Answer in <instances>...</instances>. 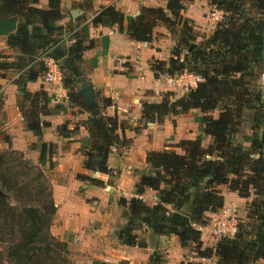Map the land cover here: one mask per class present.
<instances>
[{
	"label": "trees",
	"instance_id": "1",
	"mask_svg": "<svg viewBox=\"0 0 264 264\" xmlns=\"http://www.w3.org/2000/svg\"><path fill=\"white\" fill-rule=\"evenodd\" d=\"M208 1L221 10L224 20L198 42L189 20L182 15L181 0H167L165 8L143 6L126 27L129 37L145 42L152 40L153 28L158 23L171 33L178 27L177 41L168 60L153 59L150 68L155 77L186 69L202 78L196 87L174 101L163 98L158 103H142V119L161 120L170 114L198 109L202 113L203 133L211 141L203 146L200 137L181 140L176 145L180 153L172 149L147 152L146 162L153 172L142 174L135 190L141 194L149 187L156 191L159 201L148 206L135 196L121 197L118 203L124 208L127 221L116 233L124 245L147 247L137 231L142 227L141 217L148 216L147 228L153 236L176 235L182 247L193 244L198 256L215 257L214 264H255L264 261V100L261 91L250 83L256 80L255 71L261 64L264 0H249L256 10L254 16L244 9L245 0ZM60 2L48 0L46 8H39L38 0H0V17L18 20L16 30L7 35V45L19 54L15 60L0 61V69L22 71L18 82L26 83L46 71L37 56L46 54L57 60L69 102L90 113L86 125L91 141L83 151L84 166L110 173L108 155L120 140L117 131L123 123L116 115L102 114V109L112 104L110 98H104L99 105L80 95L79 88L88 84L81 69L82 55L94 42L86 26L81 27L71 19L66 25L58 24L64 17ZM123 21L124 14L109 5L91 23L117 25L123 30ZM66 37L71 41L67 46L63 43ZM22 86L18 108L26 128L40 138L42 129L49 125L40 118L52 111L48 107L49 98L42 89L31 93ZM243 119L249 127L244 135L239 128ZM57 131L60 136L69 137L75 129L64 123ZM239 132H242L240 141L236 139ZM55 149L52 142L40 143L37 163L40 171L36 173L22 159L21 152L10 149L0 153V242L7 244V255L13 264H72L67 243L50 232L56 207L40 167ZM52 166L50 161L49 167ZM20 168L32 172V181L39 178L42 181L36 186L29 185L22 180L25 172L21 170L23 173L19 174ZM223 190L236 192L242 198L252 196L244 203L245 220L238 221L233 237L218 240L213 248H203L197 227L207 224V212L214 213L223 207ZM11 194L20 205L10 203ZM171 211L185 213L191 223H172L166 214ZM152 260L156 261L154 257ZM178 264L202 263L182 260Z\"/></svg>",
	"mask_w": 264,
	"mask_h": 264
},
{
	"label": "crops",
	"instance_id": "2",
	"mask_svg": "<svg viewBox=\"0 0 264 264\" xmlns=\"http://www.w3.org/2000/svg\"><path fill=\"white\" fill-rule=\"evenodd\" d=\"M47 2L48 0H38L36 6L46 8ZM181 2L182 15L193 20L195 25L205 26L206 35L209 36L212 32L210 30L214 28L209 27L205 17L209 9L208 0ZM166 4L167 0L60 2L64 17L58 24L66 25L71 19L81 27L86 26L89 38L94 42L91 49L83 52L81 62L84 76L92 86L93 100L100 105L104 98H110L112 104L103 108L102 114L117 115L123 123V127L117 131L120 140L111 147L108 155L110 173H96L84 166L83 150H87L91 141L86 125L90 113L69 102L63 81L61 84H52L39 76L35 81L19 83L20 71L0 69V152L18 150L37 163L41 142L56 145L55 151L45 160L46 163L50 157L55 164L49 181L56 207L50 231L67 243L73 264H178L182 260L211 264L215 260V257L198 259L195 249H190V245L182 247L178 237L173 234L159 237L152 235L155 238L148 242L149 232L144 225L137 233L145 240L147 247L124 245L116 233L127 221L118 203L121 197L129 199L140 196L148 206L156 205L159 201L156 191L149 187H145L140 195L135 190L139 177L151 170L146 162L147 152L174 148L181 140H193L197 137L201 138L203 146L211 141L203 133L200 121L202 113L198 109L170 114L161 120L147 121L141 117L142 103H158L166 92H172L177 99L185 92L169 83L168 74L155 77L150 68L152 59L168 60L177 35L162 23L153 28L150 42L137 41L126 33L128 23L139 15L143 6L165 8ZM109 5L124 14L123 30L117 25H92V18ZM72 10L77 12L75 18L70 14ZM194 29L196 33L200 31L196 26ZM206 35L197 37L201 39ZM0 37L1 43L6 44L7 40L4 38L7 39V36ZM64 41L66 46L71 42L67 37ZM7 47L6 44L2 49ZM3 54L11 56L8 50ZM7 70L10 71L6 73ZM20 84L29 92L42 89L49 98L48 107L52 111L41 116L49 125L42 129L40 138L26 128L18 108V100L23 95ZM64 123H67L69 129H75L69 137H62L57 131L58 126ZM94 179L102 183H96ZM223 196V207L233 203L237 206V211L239 204L252 198H242L229 190H223ZM219 212L220 209L214 213L207 212V224L197 227L205 246L213 248L215 245L211 231ZM155 252L160 257L156 259L154 256L156 261H153ZM255 264H264V261H257Z\"/></svg>",
	"mask_w": 264,
	"mask_h": 264
},
{
	"label": "rangeland",
	"instance_id": "3",
	"mask_svg": "<svg viewBox=\"0 0 264 264\" xmlns=\"http://www.w3.org/2000/svg\"><path fill=\"white\" fill-rule=\"evenodd\" d=\"M246 1V4L244 5V9L250 14V16L251 15H256V10L250 5V3H249V0H245ZM209 2V1H208ZM214 5L213 4H210L209 3V9H208V11L213 7ZM207 11V12H208ZM221 11V10H220ZM206 12V13H207ZM237 18V21L238 22H240L241 21V18H238V17H236ZM189 20V25L193 28V32H194V34L196 33L195 32V29H194V27L196 26V27H198V28H200V31L198 32V33H196V42H198V41H201V40H203L204 38H207L208 37V35H206L207 34V31L205 30L206 28H205V26H202V25H195V23L193 22V20H190V19H188ZM220 23V22H219ZM195 25V26H194ZM218 25V23L214 26V29L216 28V26ZM210 27V26H209ZM211 28V27H210ZM177 29H178V27H176V30H174V34L175 35H178L177 34ZM214 29H211L210 31H213ZM205 30V31H204ZM199 35V36H198ZM203 35H206L205 37H202L201 39H198V37L200 38L201 36H203ZM198 36V37H197ZM1 38V37H0ZM1 40V39H0ZM4 40H7L6 38H4ZM176 40H177V38H176ZM176 43V42H175ZM6 44H7V42H6ZM5 43H1V41H0V61H2V60H6V61H12V60H15L16 58H17V56L19 55L17 52H16V50H9V49H11L10 47H7V49L5 48V49H2L5 45H6ZM175 45V44H174ZM172 49V48H171ZM6 50H8L9 52H10V55L11 56H4V54H3V52L4 51H6ZM9 57H11V59H8ZM169 58V57H168ZM153 60V59H152ZM259 68V69H258ZM10 70H7L6 71V73L7 72H9ZM13 71V70H12ZM14 72H16V70L14 71ZM255 74H256V76H257V78H256V80L253 82H251L250 83V85L251 86H254L256 89H258V90H260L261 92H262V90L264 89V76H263V71H262V67H261V64L256 68V71H255ZM22 75H23V72L21 71L20 72V74L18 75V78L19 79H21L22 78ZM1 76V75H0ZM2 76H5L4 74H2ZM169 77V76H168ZM18 79V80H19ZM174 86V85H173ZM23 88H24V90H27V88H25V86H22ZM174 87H177V86H174ZM179 88V87H178ZM176 90H178L179 91V89H177V88H175ZM181 90V89H180ZM28 92H29V90H27ZM183 91H185L184 92V94L188 91V90H183ZM179 92H181V91H179ZM178 92V93H179ZM31 93H34V92H31ZM2 96V95H1ZM21 97V96H20ZM2 98V97H1ZM163 98H166V99H168L169 101H174V100H176V95H174L172 92L171 93H168V92H166L164 95H163ZM21 101V99H19L18 100V103ZM1 102V101H0ZM217 115V111H214L213 112V116H216ZM117 116V115H116ZM118 117V116H117ZM41 118V117H40ZM246 120L245 119H243L242 120V123H241V126L239 127L240 128V130L241 131H243V135H244V133L245 134H247V132H249V127H247V124H246V122H245ZM32 132V131H31ZM33 133V132H32ZM34 134V133H33ZM241 134H242V132H239L238 134H237V137H236V139L238 140V141H240V139H241ZM35 135V134H34ZM36 136V135H35ZM37 137V136H36ZM38 138V137H37ZM201 139V138H200ZM202 142V141H201ZM177 145V144H176ZM174 146V148H169V149H172V150H175L176 152H181V150H180V148L179 147H177V146ZM90 146V145H89ZM89 148V147H88ZM87 148V149H88ZM8 150H10V149H8ZM8 150H5V151H3V152H0V153H5V152H7ZM14 150V149H13ZM18 151V150H17ZM84 151V150H83ZM20 152V151H19ZM21 154H22V159L23 160H25L28 164H30L31 165V168H32V172H37V171H40V168H38L37 167V163H38V161H37V163L36 162H34V161H32V159L28 156V155H26L25 153H22L21 152ZM85 157V156H84ZM47 159V158H46ZM50 159V158H49ZM50 161L52 162V160L50 159V160H48L46 163H47V165H46V163L45 164H43V165H41L40 167H41V172H43V174H44V176H45V178L47 179V184H48V188L50 189L51 188V184H50V177L52 176V173H51V170L53 169V166H55V164L52 162V167L50 168L49 166H50ZM14 163H17V161H14ZM21 170H23L25 173H23V172H21ZM27 171V172H26ZM93 171V170H92ZM19 174H21V173H23V175L21 176V178H22V180L24 181V182H27L29 185H32V186H36L37 184H38V182H41L42 181V179H40L39 178V180H37V181H32V176H31V174H32V172L31 173H29V169H27V168H24V169H22V168H20V170H19ZM35 172V173H36ZM96 173H98L99 171H95ZM150 172V171H149ZM151 172H153L152 170H151ZM43 185H45V184H43ZM140 195V194H139ZM137 198H139V196H137ZM140 199V198H139ZM251 200V199H250ZM119 201V200H118ZM10 203L12 204V205H20L19 204V202H16L15 201V199L13 198V195L11 194L10 195ZM173 211H171V212H169L170 214L172 213ZM122 214L124 215L125 214V210H124V208H122ZM236 214H237V219H238V221H242V220H245V204H239L238 205V211L236 212ZM170 217V216H169ZM52 224V223H51ZM143 225L144 226H146L147 227V224H144V223H142L141 222V226L143 227ZM148 229V228H147ZM146 230V229H145ZM51 232V231H50ZM148 232H149V235H148V242H150L153 238H155V237H153L152 235V232L148 229ZM52 234V233H51ZM52 235H54V234H52ZM55 236V235H54ZM57 239H58V237L57 236H55ZM215 246V245H214ZM213 246V247H214ZM190 249H193V246L190 244ZM202 247L204 248V247H206L205 245H204V243L202 242ZM197 253V252H196ZM154 257V256H153ZM160 256L159 255H155V258L156 259H158ZM68 258L70 259V257L68 256ZM197 258L198 259H204L203 257H200V256H197ZM71 261V260H70ZM199 261V260H198ZM215 261V260H214ZM71 263H72V261H71ZM0 264H13V261H12V259H10L9 257H8V255H7V244L6 243H4V242H0ZM73 264V263H72ZM203 264V263H202ZM211 264H214V262H212Z\"/></svg>",
	"mask_w": 264,
	"mask_h": 264
},
{
	"label": "built area",
	"instance_id": "4",
	"mask_svg": "<svg viewBox=\"0 0 264 264\" xmlns=\"http://www.w3.org/2000/svg\"><path fill=\"white\" fill-rule=\"evenodd\" d=\"M208 24L211 28L224 20V14L213 6L205 15ZM38 61H42L46 67V71L43 74V79L46 82L52 84L62 83V73L59 69L58 61L53 57L46 54L37 56ZM202 78L193 72L187 71L186 69L180 73L169 75L168 81L171 85L177 86L184 90H190L196 87L197 83ZM140 197V196H139ZM237 206L230 203L220 209L219 214L213 221L211 235L215 244L218 240L226 237H233L238 230V219H237ZM170 215L169 212H166Z\"/></svg>",
	"mask_w": 264,
	"mask_h": 264
},
{
	"label": "water",
	"instance_id": "5",
	"mask_svg": "<svg viewBox=\"0 0 264 264\" xmlns=\"http://www.w3.org/2000/svg\"><path fill=\"white\" fill-rule=\"evenodd\" d=\"M72 18H75L77 15L76 10H72L70 12ZM18 20L17 18H9V17H0V36H7L11 33H13L17 28ZM260 60H261V67L263 71L264 76V28L261 31V48H260ZM80 95L87 101L92 102L93 101V90L91 84H87L83 87H81L79 90ZM22 93V92H20ZM262 99L264 100V89L261 92ZM170 221L174 224L179 225H189L190 219L189 217L182 212L179 211H173L170 214ZM141 222L144 224L149 223V217L148 216H142Z\"/></svg>",
	"mask_w": 264,
	"mask_h": 264
}]
</instances>
